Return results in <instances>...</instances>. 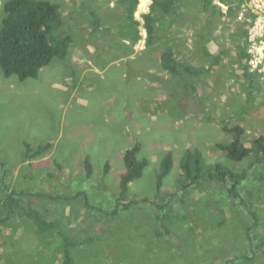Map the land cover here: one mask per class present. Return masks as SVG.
Listing matches in <instances>:
<instances>
[{
    "label": "rangeland",
    "instance_id": "obj_1",
    "mask_svg": "<svg viewBox=\"0 0 264 264\" xmlns=\"http://www.w3.org/2000/svg\"><path fill=\"white\" fill-rule=\"evenodd\" d=\"M5 1L0 0V28ZM52 1L62 6L55 35L74 37L70 62L55 58L38 78L25 81L6 78L0 69V184L47 194L48 200L40 201L45 216L59 222L58 231L82 242L73 249L75 264H264V164L254 156L234 162L218 147L233 141L226 123L242 125L249 146L264 135V73L251 72V57L250 74L245 72L240 38L241 30H248L249 51L254 26H264L258 7L264 0H229L230 5L214 0L223 13L211 20L209 30L211 13L202 0H185L175 29L151 45L143 15L153 0L143 7L139 0L137 43L136 26L126 19L129 3ZM231 5L232 17L227 14ZM93 11L100 28L94 26ZM165 43L204 70L189 78L195 89L161 67ZM204 43L212 55L224 51L212 68L201 52ZM48 142L54 145L43 156L24 159L26 143L36 149ZM136 145L149 165L122 199L132 204L117 216H105L97 208L114 209L126 169L124 152ZM187 149L198 150L211 165L248 170L237 188V202L244 201L246 208L232 204L222 184L203 180L183 188L181 160ZM170 151L174 167L158 189L157 174ZM86 157L92 178L86 176ZM79 191L84 196L74 197ZM58 231L52 237L42 234L23 217L0 222V264L55 263L61 250L51 244L59 240Z\"/></svg>",
    "mask_w": 264,
    "mask_h": 264
},
{
    "label": "trees",
    "instance_id": "obj_2",
    "mask_svg": "<svg viewBox=\"0 0 264 264\" xmlns=\"http://www.w3.org/2000/svg\"><path fill=\"white\" fill-rule=\"evenodd\" d=\"M230 5L229 0H223ZM121 3L127 4L126 19H129L131 24L136 26L134 42L137 43L141 38L137 26L139 21L135 17V11L139 4V0H120ZM185 0H153L150 11L143 15L144 26L148 33L147 43L151 45L156 40H161V34H165L169 29L174 27L180 18L183 16ZM203 9L210 12V21L208 22V30L211 27V20L216 16L221 15L222 7L214 2V0H202ZM61 4L52 0H7L4 3V13L2 17V26L0 28V69L6 78L17 76L20 81H25L29 78L36 79L39 77L41 69L50 63L55 58H60L70 62V49L74 42V37L66 34L62 38H57L55 31L62 26V11ZM234 7L229 6L227 14L232 17ZM95 17L94 26L100 28L102 22L97 18V13L92 12ZM207 32V31H206ZM243 36L245 40L242 45V53L246 60L244 64L245 72L249 71L248 54V30H244ZM201 52L210 60V68L218 64L223 57L224 51L221 50L217 55H212L207 49L206 43L201 45ZM160 61L164 70L175 74L185 80V86L189 89L193 88L194 82L189 78L199 77L204 70L192 66L188 62L180 59L177 56L176 50L171 45H165L160 53ZM253 76V75H252ZM254 77L251 81V86L255 84ZM224 129L233 134V141L230 143H219L218 147L225 151L227 157L234 162H243L247 157L254 156L256 163L264 164V135L255 138L251 145H247L245 141V128L239 124L224 125ZM54 144L48 142L37 146L35 149L30 143H26L24 151V159L33 160L45 154ZM123 160L125 163V171L121 175L119 195L116 197L114 209L109 211L100 209V212L105 216H117L122 210H126L132 204V201L124 203L123 198L130 191L131 183L140 179L149 165L147 158L140 157V145L128 148L124 152ZM175 159L173 152H168L162 160L160 170L157 174V187L161 189L164 184V179L168 177L174 167ZM3 163V165H5ZM61 167V164L58 163ZM84 165L86 168L87 178H92L93 166L89 157L85 158ZM110 163H106L105 173L109 171ZM182 182L183 188L191 189L204 181H212L214 184H222L229 189L228 198L234 201L235 205L246 208L247 203L244 201L237 202L239 195L237 188L246 181L249 173L248 170L235 172L229 168L223 167L221 163L211 165L207 163L198 150L187 149L181 160ZM3 191V192H1ZM84 191L77 192L74 197L80 198L84 196ZM86 196V195H85ZM47 194L37 192L36 190L25 191L12 188L8 183L0 184V222L9 221L13 217H23L32 221L33 225L42 234L50 232L52 237L55 229L60 227L59 222L49 220L45 216L40 201L48 200ZM53 198V196H51ZM70 198H67L68 201ZM145 201H149L146 199ZM87 202V199H86ZM87 206L91 208L90 204ZM247 211L254 216L255 212H251L250 206H247ZM5 215L1 219L2 215ZM54 219V218H51ZM257 220V218H256ZM223 224V223H222ZM220 224V225H222ZM165 229L170 232L167 224H164ZM251 230V226L248 227ZM248 231V232H249ZM56 233V232H55ZM162 234V233H158ZM57 235V233H56ZM55 235V237H56ZM54 236V235H53ZM59 240L53 242L49 239L47 242L52 246H57L61 252H57V260L53 264H75V255L73 249L80 243L70 239L63 231H58ZM255 249V247L253 248ZM229 264V262H225ZM111 264V263H107Z\"/></svg>",
    "mask_w": 264,
    "mask_h": 264
},
{
    "label": "built area",
    "instance_id": "obj_3",
    "mask_svg": "<svg viewBox=\"0 0 264 264\" xmlns=\"http://www.w3.org/2000/svg\"><path fill=\"white\" fill-rule=\"evenodd\" d=\"M257 0H253L255 2ZM258 2V1H257ZM264 11V5L259 6ZM261 21V20H260ZM256 34L250 37L251 48L248 51L250 59L251 72L264 73V26L260 22L254 26Z\"/></svg>",
    "mask_w": 264,
    "mask_h": 264
},
{
    "label": "crops",
    "instance_id": "obj_4",
    "mask_svg": "<svg viewBox=\"0 0 264 264\" xmlns=\"http://www.w3.org/2000/svg\"><path fill=\"white\" fill-rule=\"evenodd\" d=\"M172 29H175V27H172L171 29H169L165 34H161V36H162V38L164 39V36L169 32V31H172ZM161 42H162V39H161ZM165 45H170V44H167V43H165ZM164 45V46H165ZM164 46H163V48H164ZM163 50V49H162ZM159 63H160V65H161V61H160V54H159ZM161 67H162V65H161Z\"/></svg>",
    "mask_w": 264,
    "mask_h": 264
},
{
    "label": "flooded vegetation",
    "instance_id": "obj_5",
    "mask_svg": "<svg viewBox=\"0 0 264 264\" xmlns=\"http://www.w3.org/2000/svg\"><path fill=\"white\" fill-rule=\"evenodd\" d=\"M241 31H242V33L240 34V38H241V43L243 45V38H244V36H243V29Z\"/></svg>",
    "mask_w": 264,
    "mask_h": 264
},
{
    "label": "bare ground",
    "instance_id": "obj_6",
    "mask_svg": "<svg viewBox=\"0 0 264 264\" xmlns=\"http://www.w3.org/2000/svg\"><path fill=\"white\" fill-rule=\"evenodd\" d=\"M144 2V3H143ZM147 2V0H143L142 1V7H143V5L145 4Z\"/></svg>",
    "mask_w": 264,
    "mask_h": 264
}]
</instances>
